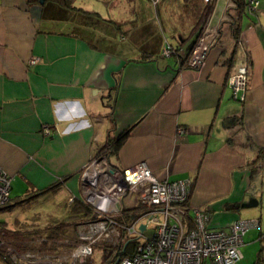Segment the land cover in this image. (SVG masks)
<instances>
[{"label":"crops","instance_id":"obj_1","mask_svg":"<svg viewBox=\"0 0 264 264\" xmlns=\"http://www.w3.org/2000/svg\"><path fill=\"white\" fill-rule=\"evenodd\" d=\"M231 3L216 0L206 36L227 6L237 14ZM204 5L0 0V167L12 178L0 225L16 227L7 216L31 194H60L65 211L84 166L104 153L113 166L145 160L160 179H190L188 205L211 228L256 218L240 259L264 264V0L241 7L237 23L222 20L200 67L182 66ZM165 41L176 54L161 55ZM243 63L237 100L228 78ZM109 140L119 143L106 154Z\"/></svg>","mask_w":264,"mask_h":264},{"label":"built area","instance_id":"obj_2","mask_svg":"<svg viewBox=\"0 0 264 264\" xmlns=\"http://www.w3.org/2000/svg\"><path fill=\"white\" fill-rule=\"evenodd\" d=\"M158 1L151 0L153 4ZM230 1L233 5V0ZM247 2L250 9L258 5V0ZM215 5L216 0H213L205 26L184 57L182 66L200 67L217 36L220 23L223 19H231L227 6L214 32L210 37L206 36ZM174 52L175 48L165 41L161 55L170 56ZM38 60L39 57L32 56L28 62L34 64ZM247 77L248 66L243 63L228 78L234 99H244ZM177 130L182 132L184 128L178 127ZM97 167L100 170L97 181L84 184L86 172L92 169L91 173H94ZM11 179V175L0 167V208L10 201ZM190 184V179L158 178L145 160L120 168L111 165L104 153L91 159L81 171L79 196L93 206L101 218L88 222L89 232L100 235L106 228L112 227L119 234V229H123L117 247L118 255L107 264H236L242 256V235L258 220L236 219L226 228H211L207 223V213L188 205ZM68 200L72 201L73 197ZM137 206H140V212L128 224L119 225L116 222L115 217L123 210ZM140 225L144 228L141 229ZM148 228L152 232L146 235ZM96 238L82 236L83 240L74 249L73 256L80 259L90 256Z\"/></svg>","mask_w":264,"mask_h":264},{"label":"rangeland","instance_id":"obj_3","mask_svg":"<svg viewBox=\"0 0 264 264\" xmlns=\"http://www.w3.org/2000/svg\"><path fill=\"white\" fill-rule=\"evenodd\" d=\"M97 155H101V153H98ZM42 196L43 194L41 195L40 193L31 194V196L28 195L26 199H23L25 200L24 202H26L23 207L16 208L9 214V216H7V223L10 225L15 217L20 224L18 225H22V227L18 228H22L20 232L22 238H18L17 234H15V237L12 236L11 238V236H6V238L2 239L0 249L9 257L11 263L104 264V261H102V255L111 252L109 250L118 245V242L121 240V229H119L118 234L116 229L109 227L106 228L105 231H102L100 235L98 233V236L97 234L94 235L92 231L89 232L88 222H92L93 220H77L76 224H74L75 222L72 224L74 226H67V228L64 229V234L56 233L55 228L63 215L65 199L62 201L60 194L56 197L45 196L42 198ZM11 226L10 229H16L15 225L12 224ZM49 227L51 230H48ZM106 232L108 233L107 236L105 235ZM151 232L152 229L148 228L145 231V234L148 235ZM84 235H92L97 238L93 244L92 254L85 259L83 258V260L74 257L73 251L76 246L82 242V236ZM246 238L247 234L244 239ZM66 241L69 243L72 242V245H64L63 243H67ZM130 248L131 244L128 246V249ZM241 250H243L242 247ZM0 264L8 263L0 257ZM237 264H245V262L240 259Z\"/></svg>","mask_w":264,"mask_h":264},{"label":"trees","instance_id":"obj_4","mask_svg":"<svg viewBox=\"0 0 264 264\" xmlns=\"http://www.w3.org/2000/svg\"><path fill=\"white\" fill-rule=\"evenodd\" d=\"M29 1L32 2V1H38V0H29ZM55 1L59 2L60 4H62L64 6H71L73 0H55ZM212 2H213V0L205 1V5L203 7L202 14H201V16L204 17V24H205V22H206V20L208 18V15H209V13L211 11ZM246 2H247V0H233L234 7H235L236 10H238V12H237V14L236 13H231L230 12L231 7L227 8L228 9V15H230V17H231V19L227 20V21L235 20L234 23H237L238 20H239L238 19L239 15H241V13H240L241 7L247 5L248 2L247 3ZM220 30H221V27L218 28L217 36H219ZM217 36H216V39L218 38ZM196 40H197V38H196ZM195 41H193L192 45L195 43ZM192 45H191V47H192ZM191 47H190V49H191ZM190 49H189V51H190ZM176 53H177V51L175 50L173 55L176 54ZM184 57L182 58V61H183ZM118 143H119V141H117V140H115V141L109 140L108 143H107L108 147L105 149L104 152L106 154L114 153ZM48 188H50L52 190V189L55 188V185H52L51 187H48ZM72 197H73L72 202L67 205V207H66V209H65V211H64V213H63V215L61 217V219L58 221L59 223H57V225H56V228H55V232L56 233L64 234V232H65L64 229L67 228V226H71L74 222H75L74 224H76L77 220L78 221H81V220H95V219L101 218L100 214L98 212H95L93 206H91L90 204H88L85 201H83L82 198L79 195H77V196L73 195ZM21 203H22V201L19 202V203L16 202L15 204H21ZM7 206H8V204H6L5 206H3L1 208L7 207ZM139 208H140V206L123 210L121 212V214H119V215H117L115 217L116 222L119 225L128 224L131 220L134 219V217H136L138 215V213L140 212ZM3 222L4 221H2V220L0 221V223H3ZM72 226H74V225H72ZM19 227H22V225L21 226L17 225L16 229L12 230V229L7 228L5 225H0V246H1V243H2V239L6 238V236H11V238H12V236L15 237L16 236L15 234H17L18 238L21 237L20 232H21L22 228L18 229ZM48 230H51L50 227L48 228ZM121 231L123 232L122 228H121ZM66 242L67 243H63V244L64 245H68V246L72 245V242L71 243H69L68 241H66ZM118 245L115 248L109 250L111 252L107 251L109 253H104L102 255V261H104L103 262L104 264H107L111 258H113V257L118 255V249H117ZM0 257L4 261H6L8 264H12L11 260L9 259V257L4 252H2L1 249H0Z\"/></svg>","mask_w":264,"mask_h":264},{"label":"bare ground","instance_id":"obj_5","mask_svg":"<svg viewBox=\"0 0 264 264\" xmlns=\"http://www.w3.org/2000/svg\"><path fill=\"white\" fill-rule=\"evenodd\" d=\"M97 170H95V172L94 173H96L95 175H94V173H91V170L92 169H89L87 172H86V174H85V179H84V184L85 183H89V184H92L93 182H95V181H97V179L99 178V174H100V170H98V167L96 168Z\"/></svg>","mask_w":264,"mask_h":264},{"label":"water","instance_id":"obj_6","mask_svg":"<svg viewBox=\"0 0 264 264\" xmlns=\"http://www.w3.org/2000/svg\"><path fill=\"white\" fill-rule=\"evenodd\" d=\"M38 2H39L40 4H42V3L44 2V0H38ZM192 43H193V42H192ZM192 43H191V45H192ZM140 228L143 229V228H144V225H140Z\"/></svg>","mask_w":264,"mask_h":264}]
</instances>
